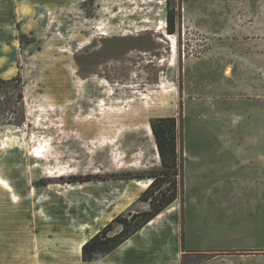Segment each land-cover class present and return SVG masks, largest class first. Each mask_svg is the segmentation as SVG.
Returning <instances> with one entry per match:
<instances>
[{
	"label": "rangeland",
	"instance_id": "374dc122",
	"mask_svg": "<svg viewBox=\"0 0 264 264\" xmlns=\"http://www.w3.org/2000/svg\"><path fill=\"white\" fill-rule=\"evenodd\" d=\"M262 38L264 0H0V177L18 197L0 184V264H264ZM159 117L177 119L178 174ZM153 173L178 181L164 215L84 261L82 240L151 210L159 189L134 181Z\"/></svg>",
	"mask_w": 264,
	"mask_h": 264
},
{
	"label": "trees",
	"instance_id": "16d2710c",
	"mask_svg": "<svg viewBox=\"0 0 264 264\" xmlns=\"http://www.w3.org/2000/svg\"><path fill=\"white\" fill-rule=\"evenodd\" d=\"M170 29L172 30L173 27ZM151 125L156 134L157 146L163 166L169 169L167 173L178 174L177 171L182 172L183 149L178 144V123L176 117H159L154 119ZM172 168L174 169L170 172ZM151 176L153 179L146 191L154 188L155 190L159 189L158 193L150 200L151 210L120 214L113 221L102 227L82 246L84 261H100L104 259L176 199L178 192L168 194L172 187L178 188L176 179L170 180L171 182L167 184L169 180L166 177H161L157 173H153ZM182 181L183 179L180 180V184ZM114 221L119 222L120 229L114 230Z\"/></svg>",
	"mask_w": 264,
	"mask_h": 264
},
{
	"label": "bare ground",
	"instance_id": "6f19581e",
	"mask_svg": "<svg viewBox=\"0 0 264 264\" xmlns=\"http://www.w3.org/2000/svg\"><path fill=\"white\" fill-rule=\"evenodd\" d=\"M173 51L175 52V54L178 53V47L176 46V44L173 45ZM57 176L60 177V178H62V177H63V174H59V175H57ZM151 182H152V179L149 178V179H147V180H135V181H134V184H135V186H137V187L148 188V187L150 186ZM0 184H1L5 189H7V190L10 192V194H11L12 197L18 198V197H17V194L14 193V187L12 186V184H11L7 179H5V178H3V177H0ZM126 198H128V197H126ZM126 198H125V199H126ZM123 204H124V203H118V204L115 206V210L119 209ZM173 209H175V207H172V208H171L170 210H168V211H172ZM163 215H164L163 212L160 213L155 219L151 220V221L149 222V224H153V223H155V222H156V219L161 218ZM85 242H86V240H82V241L80 242V244H79V248H82V246L84 245Z\"/></svg>",
	"mask_w": 264,
	"mask_h": 264
},
{
	"label": "crops",
	"instance_id": "0c3cea01",
	"mask_svg": "<svg viewBox=\"0 0 264 264\" xmlns=\"http://www.w3.org/2000/svg\"><path fill=\"white\" fill-rule=\"evenodd\" d=\"M249 10L251 11V9H249ZM250 11H248V12H250ZM252 12H253V10H252ZM260 12H262V10H261ZM253 13H254V12H253ZM262 13H263V12H262ZM262 40L264 41V38H262ZM258 154H260L261 157H264V156H263L264 151H263V152H258L257 155H258ZM258 158H259V157H258ZM258 164L260 165V163H258ZM261 165H263V164L261 163Z\"/></svg>",
	"mask_w": 264,
	"mask_h": 264
},
{
	"label": "built area",
	"instance_id": "2783aa9c",
	"mask_svg": "<svg viewBox=\"0 0 264 264\" xmlns=\"http://www.w3.org/2000/svg\"><path fill=\"white\" fill-rule=\"evenodd\" d=\"M174 40L178 43V38H177L176 36H175V39H174ZM185 44H186V43L184 42V45H183V52H184V54H185V49H186V48H185Z\"/></svg>",
	"mask_w": 264,
	"mask_h": 264
}]
</instances>
